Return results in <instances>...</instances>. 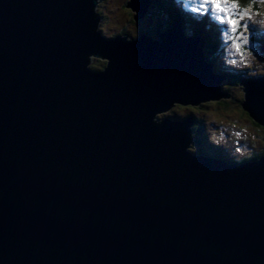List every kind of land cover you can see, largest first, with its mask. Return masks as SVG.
Listing matches in <instances>:
<instances>
[{
	"label": "water",
	"instance_id": "water-1",
	"mask_svg": "<svg viewBox=\"0 0 264 264\" xmlns=\"http://www.w3.org/2000/svg\"><path fill=\"white\" fill-rule=\"evenodd\" d=\"M96 7L0 0V264H264V149L192 153L193 116L157 118L228 97L204 40L106 37ZM257 78L240 107L264 129Z\"/></svg>",
	"mask_w": 264,
	"mask_h": 264
},
{
	"label": "rangeland",
	"instance_id": "rangeland-1",
	"mask_svg": "<svg viewBox=\"0 0 264 264\" xmlns=\"http://www.w3.org/2000/svg\"><path fill=\"white\" fill-rule=\"evenodd\" d=\"M126 1L97 0L96 12L99 17L97 29L102 35L106 37H113L114 35H125L128 38L136 37L139 31L155 26V22L159 19L158 15H153L150 12L147 14V17L144 16L135 21L133 20L132 12L125 7ZM184 2L185 4L181 5L182 8L185 11H189L185 7L187 0H184ZM257 11L259 14H255ZM257 11H254L251 19L246 20L248 24V28L245 31L246 42H242L240 53L233 47L232 40L229 39L232 33H226L225 26L220 24L221 31L218 32L219 39H217L218 43L220 40V44L218 47H213L215 50V66L223 67L222 70L226 74L213 73L218 77H222V80L219 82L220 91L228 93V97H220L218 100L203 102L200 106L174 104L168 111L157 114L158 119H162L163 117L171 118L170 115L172 114H176L174 115V119H182L186 115H195L202 119L204 132L200 133V135L197 134L199 136L198 139L193 132L195 136L194 143L189 147V151L192 153H197L194 148L202 145L208 151L217 150L222 152L228 159L239 161L243 158L248 159V157L255 153L259 154L264 149V129L254 123L240 107V102L243 98V86L240 80L244 77L251 78L249 74L252 75L254 72L264 73V46L261 45L258 48L256 37L253 36L252 31L253 27H256L260 30L262 29L261 32L264 34V6L260 11ZM202 18L194 13V20H201ZM215 22L218 23L217 21ZM179 27L182 32L185 29H189L187 23ZM164 29V27H160L156 36ZM91 58L90 66L93 62L97 68L103 66L102 59L97 57ZM231 74L241 75L238 76L241 78L236 82L237 79Z\"/></svg>",
	"mask_w": 264,
	"mask_h": 264
},
{
	"label": "trees",
	"instance_id": "trees-1",
	"mask_svg": "<svg viewBox=\"0 0 264 264\" xmlns=\"http://www.w3.org/2000/svg\"><path fill=\"white\" fill-rule=\"evenodd\" d=\"M175 2H176V0H150L148 14L150 12H152L153 15H158L159 19L155 22L154 27H150L149 29H143L141 32H144L145 34H149V35L153 36V34L155 35L157 33V31L159 30L160 27H164L165 29H167L169 27L176 26L177 23H179L181 26L183 24L186 25V23H187V26L189 27V29H185L183 31L184 35L187 37H192V38H193V36H202L206 42V45H205L204 50H203L204 54H205V60L207 62H210L213 65V70L215 72L221 73L223 75L226 74L225 71L222 70L223 67H221V66L216 67L215 66L216 65L215 57H214L215 50L213 49V47H215V46L218 47V45L220 44V40L218 43L217 39H219L218 32L221 31V25L217 24L215 21H213L214 19L210 18L209 16H205L201 20H194V15H192L190 13H187L185 15V13L180 12L181 13V17H180V14L175 9L174 5L177 4V3L175 4ZM240 3L242 5H247L248 0H240ZM252 7H253L254 11H257V10L260 11L263 8V6H259L257 8L256 4H253ZM98 12H99V10H98ZM145 17H147V15H145ZM189 21L190 22L192 21V22L190 23ZM150 29H151V31H150ZM252 31H253V36L256 37V40L258 42V43L256 42V45H258V48L261 45L264 46V34L261 32L262 29L260 30L259 28L253 27ZM114 36H117V35H114ZM242 53L244 55V51ZM90 67L93 69H98L94 62L91 64ZM231 75H233L237 79L236 82L238 81V79L241 78V77L240 78L238 77L241 75H236V74H231ZM261 75L264 76V73H260V72L255 73L254 72L252 75L249 74L250 77H259ZM231 78H232V76H231ZM200 108H202V107H200ZM174 115H176V114H174ZM174 115L173 114L170 115L171 118H173V120H178V119H174V117H175ZM190 116H193L192 117V119H193L192 130L194 132V135L198 139V137H199L198 135H200V133L204 132L203 121H202V119L196 117L195 115H190ZM184 117L185 116H183L182 118H184ZM194 149L197 153L209 152L208 149L202 145H200V147H196ZM202 149H204L205 151H203ZM260 152L262 153L263 150H261ZM215 153H217L218 156H222V157H225L227 159V157L225 155H223L222 152L217 151ZM253 155H255V156L257 155V157H258L260 155V153L259 154L255 153ZM245 159H247V158H243L241 160H245Z\"/></svg>",
	"mask_w": 264,
	"mask_h": 264
},
{
	"label": "snow or ice",
	"instance_id": "snow-or-ice-1",
	"mask_svg": "<svg viewBox=\"0 0 264 264\" xmlns=\"http://www.w3.org/2000/svg\"><path fill=\"white\" fill-rule=\"evenodd\" d=\"M253 4L264 6V0H248L242 5L240 0H187L185 7L198 16H211L219 24L224 25L226 33H232L229 39L238 53L242 42H246L245 31L248 28L247 19L254 14ZM255 14H259L258 11Z\"/></svg>",
	"mask_w": 264,
	"mask_h": 264
},
{
	"label": "clouds",
	"instance_id": "clouds-1",
	"mask_svg": "<svg viewBox=\"0 0 264 264\" xmlns=\"http://www.w3.org/2000/svg\"><path fill=\"white\" fill-rule=\"evenodd\" d=\"M174 5V4H173ZM174 6H176V5H174ZM175 10V9H174ZM173 10V11H174ZM177 11V10H176ZM147 15V14H146ZM178 20V19H177ZM180 21V20H179ZM176 25H179V26H181L179 23H177ZM139 33H141V31H139L137 34H139ZM204 56H205V54H204ZM215 72V71H214ZM246 160V159H245Z\"/></svg>",
	"mask_w": 264,
	"mask_h": 264
},
{
	"label": "bare ground",
	"instance_id": "bare-ground-1",
	"mask_svg": "<svg viewBox=\"0 0 264 264\" xmlns=\"http://www.w3.org/2000/svg\"><path fill=\"white\" fill-rule=\"evenodd\" d=\"M96 13H97V12H96ZM97 16H98V13H97ZM127 37H128V36H127ZM246 69H247V68H246ZM261 76H262V75H261ZM261 76H259V77H261ZM257 80H258V78H257ZM240 103H241V102H240ZM161 113H163V112H161ZM161 113H160V114H161ZM163 118H165V117H163ZM163 118H162V119H163ZM192 124H193V123H192ZM191 128H192V126H191ZM193 136H194V135H193ZM194 137H195V136H194ZM260 154H262V153H260Z\"/></svg>",
	"mask_w": 264,
	"mask_h": 264
},
{
	"label": "flooded vegetation",
	"instance_id": "flooded-vegetation-1",
	"mask_svg": "<svg viewBox=\"0 0 264 264\" xmlns=\"http://www.w3.org/2000/svg\"><path fill=\"white\" fill-rule=\"evenodd\" d=\"M253 156H255V155H253ZM251 157H252V155H251ZM251 157H248V158H251Z\"/></svg>",
	"mask_w": 264,
	"mask_h": 264
}]
</instances>
